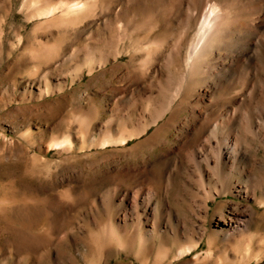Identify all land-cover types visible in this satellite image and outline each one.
<instances>
[{
    "label": "rangeland",
    "instance_id": "obj_1",
    "mask_svg": "<svg viewBox=\"0 0 264 264\" xmlns=\"http://www.w3.org/2000/svg\"><path fill=\"white\" fill-rule=\"evenodd\" d=\"M31 1L0 0V264H264V132L241 131L244 115L263 107L264 87L251 82L256 94L246 95L235 80L208 103L182 94L153 124L170 84L185 76L179 65L194 32L183 37L173 17L165 24L175 1L103 0L120 9L107 30L97 16L75 28L48 23ZM125 19L142 27L138 36L165 41L147 74L140 53H109ZM263 36L264 25L252 47L262 62ZM209 103L237 109L232 129L245 158L231 175L239 183L221 196L216 177L191 159L204 134L182 131ZM63 138L68 145L53 147Z\"/></svg>",
    "mask_w": 264,
    "mask_h": 264
},
{
    "label": "bare ground",
    "instance_id": "obj_2",
    "mask_svg": "<svg viewBox=\"0 0 264 264\" xmlns=\"http://www.w3.org/2000/svg\"><path fill=\"white\" fill-rule=\"evenodd\" d=\"M133 1L131 2L133 3ZM158 1L163 2L164 0H158ZM174 1L172 0L174 4L172 3L170 4L169 1V5H168L169 8L167 12L164 9V7H162L161 9L162 12L165 10L164 15L169 16V18L167 17L168 21H165V24L167 25V27H170L169 25L170 21L171 22L173 21L170 18L173 17L175 20H177L178 25L180 26L181 32L179 33L181 35L183 34L186 35L185 33H187L190 30L194 32L192 33L193 37L191 41L188 43L186 49H184V54L182 55L183 59H181L179 65V66H183L185 70V76H180V78H178V80H176L174 83L171 81L172 84L170 85L172 86H170V88L167 90V93H165L166 95H164L163 102L161 103V107L159 109V113H158L159 115H156V118L152 120L153 124L155 123L156 119H159V117H161L167 112H171L172 110L171 105L173 101L177 98H180L182 94L183 96L181 98L185 99L188 103L189 100H192L191 99L192 97L196 99L195 100L196 103H201L205 101H207L208 103V100L212 97V95H214L215 89H217L216 86L218 87V85H220L225 88L232 85V83L235 80L236 82L238 81L240 82L241 88L239 92L240 93L244 92L246 93V95H251V94L253 95L254 85H252L251 82L255 83L260 87H264V62H262L259 59L255 60L254 58L255 55L253 56L254 53L252 52V47L254 46V43L257 41L255 40V38L257 36L258 30L264 25V17H263L264 0H237V1L229 0L230 2L227 3L222 2V0L221 1L220 0H174ZM128 4L130 3L128 2ZM30 5L34 9L33 10L34 11L33 13L35 15L34 17L46 19L48 23H56L58 26L65 28L66 26L68 27L69 25L70 26L76 25L74 26L75 28L77 27L78 24L83 23L87 19H90L92 21V19H96L98 17L99 20H103L102 22H104L105 24L107 23L106 25L103 24L106 28L105 30H107V25L109 27V25L118 21V19L115 20V18L120 15L119 12L120 9L116 8L117 6L113 7L111 5L105 4L103 0H61V1L58 0L56 3L53 4H48L46 0H32ZM165 8H167V6ZM156 9L157 8H155V10ZM95 16L97 17L93 18ZM166 16L164 17L166 18ZM125 20L127 21V19ZM47 22L45 24H47ZM123 22L120 25L117 23L118 28L114 32L116 35L114 34L115 35L114 38L112 37L113 40L111 39L112 41H110L112 46L110 52L109 51L108 52L111 53L114 60H116L121 54H129V56H131V53L133 52H135V54L140 53L141 54L140 56L143 55L144 58L138 57L139 62L137 61L136 65L140 67L141 66L144 67V73H146L147 70L145 69V67L147 66L149 67L148 64H152V60H151L152 58L154 60L155 57H159L158 55L161 53V51H163L162 48H163V43L165 41H163V39L161 38L157 39V37H154L153 39L149 38L150 33L148 31L138 36L139 32L144 31V30L141 31L139 30V28L142 29L140 25L139 27H137L134 24V22H132L134 26L130 27L127 25V23L130 24L129 21L125 22L124 25H122ZM110 28L112 30V26H110ZM260 38H264V36ZM260 41L262 40H259L258 42ZM119 44H121L120 49H118ZM177 51H179V48ZM177 51L175 52L176 53L175 56L179 57L180 54ZM109 53H107L108 56ZM87 55L88 58L91 57L89 56V54ZM111 55L109 57H111ZM92 58L95 59V57L93 56ZM89 60L90 59H88L87 61L90 62ZM170 60L168 62L169 65L171 62ZM96 61L97 60L95 59L94 63ZM105 61L104 63L102 61V63L105 64L106 63ZM99 64H101V61L99 62ZM132 66L134 65H131V67ZM259 71H261V73H259ZM134 72L136 73V71ZM141 72L143 71L141 70ZM240 75H242L243 77H241ZM136 79L138 78L136 77ZM263 90L264 88L262 89L261 92H263ZM254 93L256 94V92ZM215 96L217 95L215 94ZM234 98L237 99L236 96H234ZM234 98L231 97V99L233 100ZM212 99H210L209 102ZM254 99L255 100L258 99L257 102L259 104H263L262 105L263 107L261 108L260 106L257 105L258 107L261 108L260 110L254 107L258 110V114L257 115L255 114L254 116L252 115L253 117H249L248 115L245 116L243 114L244 118H243V123L241 122L243 124L241 125L242 128L241 131L247 136L257 138L258 136L256 137L257 133L255 131L256 126L261 127L263 129L262 131L264 132V94L260 93L258 95V98L257 99L254 98ZM181 104L182 103L180 101L178 103V106H181ZM230 104L232 105L233 103L230 102ZM255 104L257 103L255 102ZM194 106L195 104L191 105L190 107H194ZM182 107H186V105ZM195 107H197V104ZM183 110L185 111V109ZM192 110H195V108ZM198 111L199 112L196 114L194 113V111H192V117L191 118L189 117L190 121L188 120V123L186 122L188 125L187 126L184 125L185 127L182 126L183 127L182 131H185L184 132L185 135L183 137L185 138L187 135L193 134V136L196 138V136L199 137L201 134H204L203 139L198 143L197 146L198 149L191 150V159L193 160L195 166L197 167V171L200 175L204 172V170H209L216 177V181L218 182L220 188L218 191L215 189V191L217 195L220 196L225 195L226 193H228L229 190H231L232 185H235V183H239V180L232 181L231 175L235 171V170L233 171L235 167L234 165L238 164L239 162L242 163V160L245 159V158L243 159L242 152L240 151L241 148H239L238 138H236L237 135L239 136V133L236 134L232 129V125L236 121L235 119H237L235 118V114H237L235 112L237 111V109H233V108L230 109V107L224 108V105L223 108L220 109V107L218 108L213 107V105H210L209 103V105L207 106L204 105V107L200 108ZM172 120H175V118L174 119L172 118ZM158 132L159 131H157V133ZM186 139H183L185 140L183 141L185 144L186 142H188V139L187 140ZM126 141H127V137L126 138L122 137L118 139L116 143L119 145H125ZM193 141L190 142L193 143ZM108 142H110L109 139L105 140L103 144H106ZM68 144H69V139L63 138L62 140L54 142L53 147L59 148V147H64L65 145ZM224 169H227L229 173L227 172L228 173L227 176L221 178L220 174ZM244 187H245V193H247L246 185ZM205 189H206V193L210 194L209 191L212 189V187L205 186ZM134 194L135 195H133L132 201L135 204V201L139 200L138 198H140L141 196L137 192ZM134 208H136V206ZM188 249L189 248L179 251V255L186 253Z\"/></svg>",
    "mask_w": 264,
    "mask_h": 264
}]
</instances>
